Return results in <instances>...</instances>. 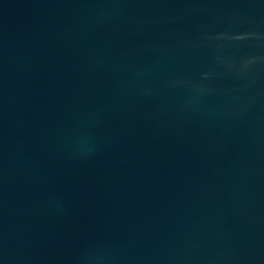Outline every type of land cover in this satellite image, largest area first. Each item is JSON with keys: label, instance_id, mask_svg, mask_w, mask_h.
<instances>
[{"label": "water", "instance_id": "95a60500", "mask_svg": "<svg viewBox=\"0 0 264 264\" xmlns=\"http://www.w3.org/2000/svg\"><path fill=\"white\" fill-rule=\"evenodd\" d=\"M0 264H264V0H0Z\"/></svg>", "mask_w": 264, "mask_h": 264}]
</instances>
